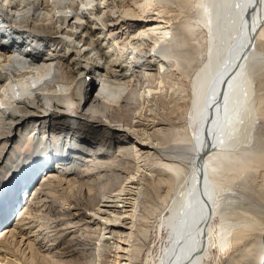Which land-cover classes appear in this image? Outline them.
<instances>
[{
  "label": "bare ground",
  "instance_id": "obj_1",
  "mask_svg": "<svg viewBox=\"0 0 264 264\" xmlns=\"http://www.w3.org/2000/svg\"><path fill=\"white\" fill-rule=\"evenodd\" d=\"M180 105L166 145L155 118ZM263 124L264 0H0V264H132L122 237L151 158L178 186L144 264H207L245 232L264 264ZM111 128L129 138L112 147ZM61 238L74 261L49 247Z\"/></svg>",
  "mask_w": 264,
  "mask_h": 264
},
{
  "label": "rangeland",
  "instance_id": "obj_2",
  "mask_svg": "<svg viewBox=\"0 0 264 264\" xmlns=\"http://www.w3.org/2000/svg\"><path fill=\"white\" fill-rule=\"evenodd\" d=\"M192 48V47H191ZM168 58H171L172 56H167ZM174 58V57H172ZM178 59H181L178 57ZM177 63V61H175ZM87 94L89 97H92L94 94L98 91V86L94 83V81H89L86 87ZM187 107V106H186ZM185 107L179 106V108H176V112L171 114L163 113L165 110L159 111V113L156 116V121L154 123V127L152 131H155V134L160 131L158 135H156L158 139H160L162 142L167 144H175V140H180L181 135L184 134L185 128L187 129L188 123H186L185 118L187 117L183 113ZM80 108L71 107L68 111V115L71 118H74L80 113ZM181 112V113H180ZM83 119L88 121L92 127L93 125H96L97 127H100L99 119L96 118V116L90 115L87 112L83 110ZM160 114V115H159ZM172 116V117H171ZM132 117V115H131ZM147 122V121H146ZM150 121L144 124H149ZM264 125V124H263ZM157 128H160L159 131H157ZM189 128V126H188ZM94 129V128H93ZM86 136L89 135V133H84ZM122 132L117 130L116 128L110 129V135L109 139L112 141L111 145L112 147H115L118 140H126L121 139ZM104 136L103 134L101 135ZM260 139H264V126L260 129ZM18 142V140H17ZM15 145L18 147V150L25 151L28 149L31 152V145H33V141H25L23 143H19ZM27 142V143H26ZM113 143V144H112ZM14 146V145H13ZM259 153H257L256 156H254L253 163H257V165H261V168H264V151L258 150ZM112 155V154H110ZM108 157V156H107ZM106 157V160L103 158V161H105L107 164L110 162V159ZM158 159L151 158L147 161V167L150 173H148V176H144L141 173L139 178L135 181H133L134 184L142 186L141 192L144 195V198L141 199L140 203V211L138 212L137 216L135 217V223L134 228L132 230V234L125 239L123 246H126L128 249V252L126 255L129 258L132 264H144L145 257L146 259L149 257V259H153V261H156V258L158 257L160 251L163 250L164 247L168 245V237H169V229H165L161 227V220L169 215L168 212H166V209L164 208L165 205H162V199L167 195V193L170 191V193L174 192L177 188V183L175 179H172L174 176V173L166 168L165 162L158 161ZM127 162L129 164L131 163V160L127 159ZM158 164V165H157ZM131 165V164H130ZM130 165L126 166V169L130 170ZM81 169V168H79ZM168 169V170H167ZM264 178V174L261 172V174L257 173L255 175L254 180ZM257 184V183H256ZM255 182L252 185H256ZM33 188V187H32ZM31 191V190H29ZM20 198V194H19ZM16 207V206H15ZM14 211L18 208L16 207ZM3 220L0 223V228L3 225ZM129 222V221H127ZM8 226V225H6ZM120 230L121 227L117 226L115 227V230ZM3 231V228L0 229V233ZM128 231V230H127ZM264 234V232H262ZM124 235V234H123ZM246 235V237H245ZM119 237H121L120 233L115 232V237L113 241L120 242ZM261 237H264L261 236ZM260 237V238H261ZM238 243L235 246H226L223 251H218L216 249L213 250L214 253L209 257L207 264H257L259 262V259H261L263 254H257V243L256 241L259 240V237L257 235H254L250 232H245L238 234ZM20 240V236H18V240ZM243 241V242H242ZM255 241V242H254ZM49 244V243H47ZM23 245V244H22ZM49 247L53 250H56L57 252H60L61 254H66V257L69 259V261H74L76 258L75 256H68L70 255V249L66 247V241L64 238L59 239L54 245L49 244ZM257 251V252H256ZM27 253V252H26ZM56 253V252H55ZM52 256L51 254H48ZM112 254H109V257H111ZM222 260V262H221ZM152 262V263H154ZM122 263V261H121ZM151 263V264H152ZM89 264V262L87 263ZM150 264V263H148Z\"/></svg>",
  "mask_w": 264,
  "mask_h": 264
}]
</instances>
